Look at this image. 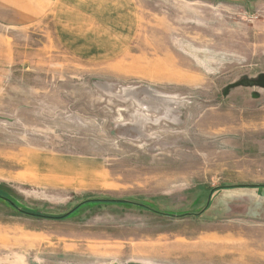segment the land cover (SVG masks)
<instances>
[{
	"label": "rangeland",
	"instance_id": "374dc122",
	"mask_svg": "<svg viewBox=\"0 0 264 264\" xmlns=\"http://www.w3.org/2000/svg\"><path fill=\"white\" fill-rule=\"evenodd\" d=\"M46 2L0 13V264H264V0Z\"/></svg>",
	"mask_w": 264,
	"mask_h": 264
},
{
	"label": "crops",
	"instance_id": "0c3cea01",
	"mask_svg": "<svg viewBox=\"0 0 264 264\" xmlns=\"http://www.w3.org/2000/svg\"><path fill=\"white\" fill-rule=\"evenodd\" d=\"M44 1H51L55 0H0V13L3 15L12 14L14 13L23 19L26 20H33L41 16L44 12L43 3ZM0 14V16L4 17Z\"/></svg>",
	"mask_w": 264,
	"mask_h": 264
},
{
	"label": "trees",
	"instance_id": "16d2710c",
	"mask_svg": "<svg viewBox=\"0 0 264 264\" xmlns=\"http://www.w3.org/2000/svg\"><path fill=\"white\" fill-rule=\"evenodd\" d=\"M99 200V199H98ZM103 201H116V202H125L122 200H117V199H105ZM12 204V202H11ZM77 208H79V206H76L75 209H72L71 211L67 212V213H63V214H57V215H45V214H39V213H35L34 215H42V216H46V217H52V218H63L65 216H68L69 214H71L72 212H74V210H76Z\"/></svg>",
	"mask_w": 264,
	"mask_h": 264
}]
</instances>
